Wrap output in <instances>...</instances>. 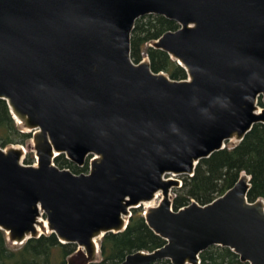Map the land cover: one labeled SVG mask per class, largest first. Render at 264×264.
Wrapping results in <instances>:
<instances>
[{
    "label": "water",
    "instance_id": "water-1",
    "mask_svg": "<svg viewBox=\"0 0 264 264\" xmlns=\"http://www.w3.org/2000/svg\"><path fill=\"white\" fill-rule=\"evenodd\" d=\"M150 14L179 25L151 46L186 79L131 59L134 23ZM0 98L36 155L25 164L23 146L0 147L10 243L54 233L84 250L66 264H88L104 234L123 231L132 209L161 192L143 215L165 244L118 264H199L213 245L264 264V200L248 199L249 175L178 210L179 181L165 177L193 175L200 159L264 124V0H0ZM60 154L79 167L94 158L75 174L54 164Z\"/></svg>",
    "mask_w": 264,
    "mask_h": 264
},
{
    "label": "trees",
    "instance_id": "trees-1",
    "mask_svg": "<svg viewBox=\"0 0 264 264\" xmlns=\"http://www.w3.org/2000/svg\"><path fill=\"white\" fill-rule=\"evenodd\" d=\"M179 25L162 15L150 14L139 17L134 23L130 36V57L137 63L147 56L153 72H164L171 79H186L183 67L165 51L154 48L151 43L168 30H176ZM261 106V102H258ZM31 132L22 128L13 118L4 99L0 98V147L26 145ZM32 158L24 160L30 164ZM59 168H68L75 174L86 171V166L79 168L69 161L64 154L54 158ZM241 173L250 177L249 200H264V124H255L240 141L231 147L212 153L200 159L191 176L182 175L181 185L175 188L172 208L178 210L195 200L206 204L222 195L237 181ZM44 218L46 215H43ZM165 240L155 234L147 225L142 211L132 209L126 228L117 233H106L98 241L99 260L88 264H118L124 257L135 251H152ZM74 243H62L54 233H44L30 238L24 243L10 246L7 234L0 229V264H66L67 259L76 251ZM199 264H249L241 262L239 256L230 248L213 245L199 254ZM151 264H171L168 259Z\"/></svg>",
    "mask_w": 264,
    "mask_h": 264
},
{
    "label": "rangeland",
    "instance_id": "rangeland-1",
    "mask_svg": "<svg viewBox=\"0 0 264 264\" xmlns=\"http://www.w3.org/2000/svg\"><path fill=\"white\" fill-rule=\"evenodd\" d=\"M143 55H144V57H143L144 60L148 59L147 56H146L145 54H143ZM143 59H142V60H143ZM148 60H149V59H148ZM235 143H237V142H234V141H228V142H226L225 145L228 146V147H231V146L234 145ZM17 145H18V146H23L24 149H25V153H24L23 156H22V162L24 163L25 158H26V159L32 158V162H31L30 164H35V163H36V155H35L34 150L32 149V141H31V138H30V140L28 141V143H27L26 145L16 144V145H14V146H17ZM10 146H11V145H10ZM78 167H79V166H78ZM79 168H81V167H79ZM80 173H84V171H81ZM165 177H166V178H168V177L176 178V179H177L178 181H180V183H181V177H182V175L166 174ZM179 186H180V185H178V187H179ZM175 188H177V187H175ZM175 188H173V189L171 190V192H170V197H171V199H172V197L175 196V192H174ZM159 194H160V196H159L158 198H156V199L153 198V199H152V202H150V204H146V202H145V203H142V204H140L139 207H137V209H140L142 212H144L145 209L149 207V206H147V205H150V207H151V206H156V205L158 204V202L160 201V199H161V192H159ZM150 201H151V200H150ZM16 245H18V244H12V243H10V246H16ZM76 251H78L79 253H84V250H83L82 247H77ZM76 251H75V252H76ZM75 252H74V254H75ZM96 260H99V256H97V259H96Z\"/></svg>",
    "mask_w": 264,
    "mask_h": 264
},
{
    "label": "flooded vegetation",
    "instance_id": "flooded-vegetation-1",
    "mask_svg": "<svg viewBox=\"0 0 264 264\" xmlns=\"http://www.w3.org/2000/svg\"><path fill=\"white\" fill-rule=\"evenodd\" d=\"M92 158H94V157H93V156H89V157L86 159L84 165H83V166H80V167H85V166H86V171H84V173H87V172H88V170H89V162L91 161ZM179 185H181L180 181H179ZM191 201H192V200H191ZM191 201H190V202H191ZM194 201H195V200H194ZM136 208H137V207H136Z\"/></svg>",
    "mask_w": 264,
    "mask_h": 264
},
{
    "label": "bare ground",
    "instance_id": "bare-ground-1",
    "mask_svg": "<svg viewBox=\"0 0 264 264\" xmlns=\"http://www.w3.org/2000/svg\"><path fill=\"white\" fill-rule=\"evenodd\" d=\"M159 196H160L159 192H156V193H155V196H154V199L158 198ZM150 202H152V200H151V201H148V202H146V204H150ZM147 206H149V207H150V205H147Z\"/></svg>",
    "mask_w": 264,
    "mask_h": 264
}]
</instances>
